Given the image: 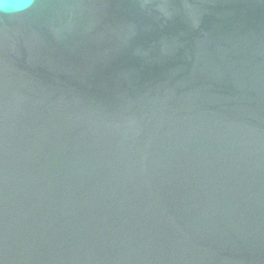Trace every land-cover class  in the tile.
<instances>
[{
	"label": "water",
	"instance_id": "95a60500",
	"mask_svg": "<svg viewBox=\"0 0 264 264\" xmlns=\"http://www.w3.org/2000/svg\"><path fill=\"white\" fill-rule=\"evenodd\" d=\"M0 264H264V0L0 11Z\"/></svg>",
	"mask_w": 264,
	"mask_h": 264
},
{
	"label": "clouds",
	"instance_id": "9594fccd",
	"mask_svg": "<svg viewBox=\"0 0 264 264\" xmlns=\"http://www.w3.org/2000/svg\"><path fill=\"white\" fill-rule=\"evenodd\" d=\"M30 0H0V11L18 12L29 6Z\"/></svg>",
	"mask_w": 264,
	"mask_h": 264
}]
</instances>
